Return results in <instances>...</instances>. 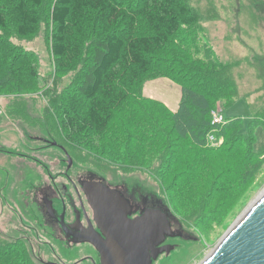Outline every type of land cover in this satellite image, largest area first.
<instances>
[{"label": "trees", "instance_id": "trees-1", "mask_svg": "<svg viewBox=\"0 0 264 264\" xmlns=\"http://www.w3.org/2000/svg\"><path fill=\"white\" fill-rule=\"evenodd\" d=\"M10 2L8 11L0 3V27L10 16L17 35L33 34L41 0ZM49 16L48 41L58 72L74 68L86 43L91 50L79 96H68L59 116L64 138L98 154H116L126 166H144L159 156L157 173L173 187L176 202L232 206L237 189L264 162V154L252 150L255 126L263 122L252 118L243 134L239 117L226 119L216 131L223 140L207 141L212 112L218 101L224 109L231 104L234 86L217 72L211 52L200 54L197 40L182 42L181 33L190 36L197 22L185 0H54ZM10 56V43L0 40V73H8L0 76V93L8 84L22 87V69L36 74L30 61L12 63ZM156 77L180 86L174 110L142 96L143 82ZM121 113L127 114L124 120ZM114 122L120 126L108 132ZM14 257L7 253V242L0 244V264H19Z\"/></svg>", "mask_w": 264, "mask_h": 264}, {"label": "rangeland", "instance_id": "rangeland-1", "mask_svg": "<svg viewBox=\"0 0 264 264\" xmlns=\"http://www.w3.org/2000/svg\"><path fill=\"white\" fill-rule=\"evenodd\" d=\"M53 1L41 0L35 7L39 22L33 34L17 35L10 16L6 26L0 27V40L11 45L10 62L26 59L36 71L31 75L22 69L23 75L19 71L22 87L8 84L0 93V244L23 236L34 244L44 261L53 260L51 255L55 254L71 263L85 253L84 247L68 251L42 231L39 235L32 234L28 226L22 224L21 215L11 208L14 206L11 201L22 192L35 195L23 189L25 184L69 183L58 173L67 170V153L72 161L68 173L76 183L91 179L92 183L108 184L121 189L134 201H140L141 210L146 204H154L158 212L166 215L172 232L165 240L169 251L161 252L151 264H199L264 192V162L254 178L237 189L232 206L221 207L214 201L206 207H195L175 201L173 187L157 173L159 156L144 166L135 163V166H126L116 154H98L88 146L69 143L58 120L66 106V98L79 96L77 87L89 64L91 50L86 43L73 69L65 73L56 70L48 41L53 30L49 16ZM185 2L195 13L197 22L188 30L190 36L187 31L181 33L182 42L191 45L197 40L195 45L200 48V54L207 56L208 51L211 52L214 64H219L222 70L214 68L234 86L231 104L224 109L225 103L218 101L216 110L226 119L239 117L243 134L247 133L252 118L262 121L255 126L252 150L264 154V0ZM0 3L9 10L10 0H0ZM143 29L140 25L139 30ZM5 75H8L5 70L0 73L1 78ZM19 78L13 75L12 81L17 85ZM157 86L166 90L163 84ZM165 94L158 93L168 97ZM126 115L121 113V119ZM119 126L117 122L112 123L108 132ZM49 175L54 177V182L49 180ZM30 254L33 257L31 249ZM32 263L40 264L33 259Z\"/></svg>", "mask_w": 264, "mask_h": 264}, {"label": "flooded vegetation", "instance_id": "flooded-vegetation-1", "mask_svg": "<svg viewBox=\"0 0 264 264\" xmlns=\"http://www.w3.org/2000/svg\"><path fill=\"white\" fill-rule=\"evenodd\" d=\"M66 157L67 170L58 173H62L69 183L25 184L23 189L29 193L34 192L35 195L22 192L20 197L11 201L14 204L11 208L14 213L21 215V219L24 220L22 224L28 226L26 228H29L32 234L39 235V231H42L68 251L80 250L84 247L85 253L71 263H67L55 254L51 255L53 260L44 261L34 244L29 243L23 236H16L7 241V253L10 257L15 256L19 264H33L32 259L39 261L40 264H112L110 257L114 260V264H124L125 258L122 249L118 247L120 243L118 239L119 231L128 229L126 217L134 220L149 209L157 213L156 207L154 204H146L141 210L140 201H134L121 189L105 183H92L91 179L79 180V183H76L68 173L72 161L67 153ZM48 178L52 182L55 181L53 176L49 175ZM162 221L160 220V223ZM167 237L169 236L165 235L164 242L157 246H164L166 249ZM156 239V237L149 238L146 240L147 244L155 243ZM39 240L38 242H42ZM138 246L140 249L141 243ZM30 249L33 257L30 256ZM148 250L150 252L149 248ZM18 253H21V258L18 257ZM159 255L160 253L152 258L149 254L150 264L157 260Z\"/></svg>", "mask_w": 264, "mask_h": 264}, {"label": "water", "instance_id": "water-1", "mask_svg": "<svg viewBox=\"0 0 264 264\" xmlns=\"http://www.w3.org/2000/svg\"><path fill=\"white\" fill-rule=\"evenodd\" d=\"M127 219L126 217L128 229L119 231L118 239V247L122 249L125 258L124 264H150L149 254L155 258L159 253L169 251L168 247L165 249L164 246H157L164 240L165 235H172L165 214L158 211L153 213L149 209L134 220ZM160 220H163L162 223ZM154 237L157 238L156 242L147 244L146 240ZM109 259L114 264V260L111 257ZM199 264H264V192Z\"/></svg>", "mask_w": 264, "mask_h": 264}, {"label": "crops", "instance_id": "crops-1", "mask_svg": "<svg viewBox=\"0 0 264 264\" xmlns=\"http://www.w3.org/2000/svg\"><path fill=\"white\" fill-rule=\"evenodd\" d=\"M159 84L165 85L166 90H160L157 86ZM141 91L143 97L160 101L170 110H174L177 107L180 97V86L167 77L146 79L142 84ZM158 93H166L165 95H168V97H163V95H158Z\"/></svg>", "mask_w": 264, "mask_h": 264}, {"label": "built area", "instance_id": "built-area-1", "mask_svg": "<svg viewBox=\"0 0 264 264\" xmlns=\"http://www.w3.org/2000/svg\"><path fill=\"white\" fill-rule=\"evenodd\" d=\"M226 121V118L222 114L221 111L214 110L211 115V120H210V125H211V130L207 134V141L211 144L219 143L222 138L218 137L216 134L217 127L221 124H223Z\"/></svg>", "mask_w": 264, "mask_h": 264}]
</instances>
